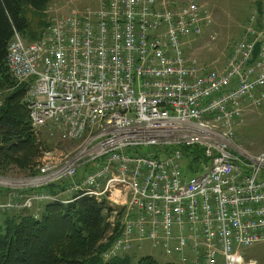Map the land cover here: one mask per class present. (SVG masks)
Listing matches in <instances>:
<instances>
[{
  "label": "built area",
  "instance_id": "2783aa9c",
  "mask_svg": "<svg viewBox=\"0 0 264 264\" xmlns=\"http://www.w3.org/2000/svg\"><path fill=\"white\" fill-rule=\"evenodd\" d=\"M95 3L7 47L36 142L46 134L75 147H39L36 175L9 188L0 211L37 217V205L89 197L105 203V262L148 243L180 264H256L242 253L264 242V154L247 156L232 138L246 111L264 107V13L251 10L212 72L186 54L212 23L197 3ZM145 147L160 150L143 157ZM183 148L201 151L199 173L184 175ZM61 180L70 184L56 195L17 192Z\"/></svg>",
  "mask_w": 264,
  "mask_h": 264
},
{
  "label": "trees",
  "instance_id": "16d2710c",
  "mask_svg": "<svg viewBox=\"0 0 264 264\" xmlns=\"http://www.w3.org/2000/svg\"><path fill=\"white\" fill-rule=\"evenodd\" d=\"M52 1L0 0V176L8 167L26 169L33 162L38 145L23 102L27 85L18 84L10 76L6 66L7 47L15 35L25 43L40 39L47 26L45 12ZM255 3L258 14L262 15V5L259 1ZM32 18L37 20L35 28ZM43 150L49 149L43 146ZM182 153L189 170L201 155L197 148H183ZM82 174L83 170L79 171L75 181H79ZM35 175L36 170L30 177ZM69 184L70 180H61L38 191L17 192L56 195ZM10 192V189L0 188V204ZM39 206L37 217L33 210L0 211L3 218L0 264H132L129 255L137 249L107 262L102 259L112 240L107 238L110 227L107 216L103 215L104 202L79 197L66 205L45 203ZM135 264L159 263L152 257H142Z\"/></svg>",
  "mask_w": 264,
  "mask_h": 264
},
{
  "label": "rangeland",
  "instance_id": "374dc122",
  "mask_svg": "<svg viewBox=\"0 0 264 264\" xmlns=\"http://www.w3.org/2000/svg\"><path fill=\"white\" fill-rule=\"evenodd\" d=\"M176 1L179 4L193 1L209 13L212 22L211 25L203 30L200 37L189 40V47L186 48V54L188 57L195 59L200 65L207 66L212 72H220L222 70L231 47L241 37L243 26L248 15L251 10L257 11L255 1H259L262 5V12L264 13V0ZM95 6V0H54L46 9L44 21L48 24L52 19L66 15L71 9L81 11L88 8H95ZM36 21L35 18H32L33 28L36 26ZM263 113L264 107L259 109L251 108L233 126V145L247 156L255 157L264 154ZM43 146L49 150L55 148L65 152H70L75 147L72 144L60 143L56 137L51 138L46 134L41 135L33 162L29 163L26 169L16 167H8L5 169L6 171L2 173L3 176H0V178L4 179V182L0 183V188L9 189L18 187L20 181L30 177L36 169V161L40 154L39 147L43 148ZM159 150V147H145L140 149L139 155L145 157L150 152L156 153ZM182 164H184L182 170L186 177L196 172L199 173L200 165H191L189 170L187 163L183 162ZM35 209H37L36 206ZM2 219L0 216V224ZM242 254L245 262L252 261L256 264H264V242L246 249ZM129 256L131 257L132 264H135L142 257H152L159 264H180L175 259L164 256L160 250L152 248L148 243L142 244L140 249L131 252Z\"/></svg>",
  "mask_w": 264,
  "mask_h": 264
},
{
  "label": "crops",
  "instance_id": "0c3cea01",
  "mask_svg": "<svg viewBox=\"0 0 264 264\" xmlns=\"http://www.w3.org/2000/svg\"><path fill=\"white\" fill-rule=\"evenodd\" d=\"M36 208H37V209H39V208H40V206H38V205H37V206H36Z\"/></svg>",
  "mask_w": 264,
  "mask_h": 264
},
{
  "label": "bare ground",
  "instance_id": "6f19581e",
  "mask_svg": "<svg viewBox=\"0 0 264 264\" xmlns=\"http://www.w3.org/2000/svg\"><path fill=\"white\" fill-rule=\"evenodd\" d=\"M9 183V182H8ZM9 184H12V183H9ZM16 184H18V183H16Z\"/></svg>",
  "mask_w": 264,
  "mask_h": 264
}]
</instances>
